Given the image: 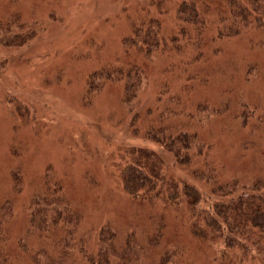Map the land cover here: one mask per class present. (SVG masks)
Instances as JSON below:
<instances>
[{
	"label": "rangeland",
	"instance_id": "1",
	"mask_svg": "<svg viewBox=\"0 0 264 264\" xmlns=\"http://www.w3.org/2000/svg\"><path fill=\"white\" fill-rule=\"evenodd\" d=\"M180 1L0 0V206L12 202L10 244L15 252L23 245L29 251L22 264H37L31 255L44 262L50 235L63 237L30 224L31 199L46 191L52 177L80 218L68 264H134L118 254L130 235L144 248L138 264L163 258L166 264H264V245L248 247L246 255L239 247L227 249L225 239L195 237L185 198L177 207L155 195L132 197L122 184L132 163L128 151L141 147L160 151L166 161L164 182L145 192L176 199L185 181L199 192V209L212 211L228 193L217 185L237 183L235 197L264 194V32L221 37L214 20L221 0H201L204 31L199 25L184 35ZM154 19L160 43L146 53L137 31ZM13 21L19 31L6 29ZM27 23L36 36L22 47L8 44L10 33L24 34ZM130 69L147 77L134 109L138 133L121 101L122 84L107 77ZM94 74L106 82L97 91L88 83ZM200 104L223 111L200 123L208 114ZM171 125L176 132L200 128L210 147L208 162L198 157L180 167L162 147L145 141L147 129ZM206 168L210 181L192 176L193 169ZM103 229L113 255L99 252Z\"/></svg>",
	"mask_w": 264,
	"mask_h": 264
},
{
	"label": "trees",
	"instance_id": "2",
	"mask_svg": "<svg viewBox=\"0 0 264 264\" xmlns=\"http://www.w3.org/2000/svg\"><path fill=\"white\" fill-rule=\"evenodd\" d=\"M200 1L181 0L179 3L178 17L188 26V28L182 29L184 35H187L189 30L196 32L199 25L200 33L204 31L206 19L199 13ZM221 3L222 7L214 18L218 24L216 29L221 37L240 35L244 32L253 34L264 32V0H221ZM13 22L17 24L15 21ZM13 22H9L6 29L16 28L19 31V25L14 27ZM9 24L12 27H9ZM27 25L28 28L24 34L11 32L12 41L8 44L18 47L28 44L36 36V30L30 23ZM159 25L158 19H154L147 23L144 32L141 29L137 31L138 36L143 33L147 46L146 53L155 49L160 43L156 29ZM23 27L20 25V28ZM119 73L120 76L113 78L109 74L107 77H110L111 81L122 84V87L120 86L122 89L121 101L131 114V130L138 133L140 113L134 112V109L147 77L145 72L140 69H130L127 72L119 70ZM95 75H92L88 81L91 91H97L106 85V82L97 81L94 78ZM197 107L208 111V114L201 116L200 123L218 116L223 111L222 108L220 110L210 109L208 105L202 104ZM146 131L145 141H152L162 147L177 162V166H190L198 157H202L205 162H208L210 147L203 142L200 128L194 131L185 129L176 132L175 126L171 125L167 128H150ZM128 152L132 163L127 165L128 170L122 173L121 180L129 195L141 198H151L155 195V198H162L167 204L177 207L182 204L181 200L185 198L188 204L186 215L189 219L191 232L195 237L204 239L206 242L215 243L216 237L222 238L225 239L227 249L234 250L239 247L244 250L246 255L250 254L249 248H258L264 245V241H262V239L264 240V194L251 191L242 192L235 197L233 192L238 189L237 183H233L232 186L230 184L217 185L218 189L224 192L228 191L225 196L226 200L224 197L222 201H217L213 206V211L211 209L200 210L198 207L201 201L199 192L193 185H188L185 181H180L183 189L180 190L179 195H175L176 199L168 194L160 197L158 196L160 193L145 192L146 189L154 188L157 183L164 182L163 171L166 161L160 151L132 147ZM210 172V168H206L205 171L193 169L192 176L200 181L208 182L211 180ZM260 183L262 181L255 182L254 187ZM45 185L46 191L35 194L31 199L30 224L33 228L43 226L51 228L56 235L58 232H62L63 237L50 235L49 239H52L51 252L45 257L44 262L32 255L30 259L37 264H68V259L75 249L74 241L76 231L80 226V218L59 181L54 180L53 177L47 178ZM12 218V202L7 201L0 206V264H22L24 257L21 255L29 252L25 245H23L22 254L15 252L11 246L8 223L10 224ZM105 233L106 231L103 229L99 241V252L100 254L107 252L109 255H113L117 251L111 247ZM18 248L21 249V246L19 245ZM118 254L121 260L132 258V262L138 264L144 254V248L138 244L133 235H130L125 248ZM159 264H166V258H163Z\"/></svg>",
	"mask_w": 264,
	"mask_h": 264
}]
</instances>
